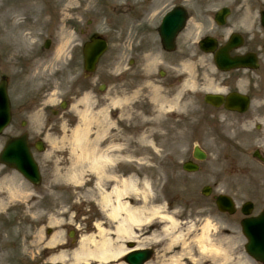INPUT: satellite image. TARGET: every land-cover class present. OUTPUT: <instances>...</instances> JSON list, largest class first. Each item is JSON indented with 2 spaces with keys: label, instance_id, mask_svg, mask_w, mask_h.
<instances>
[{
  "label": "flooded vegetation",
  "instance_id": "af4514ba",
  "mask_svg": "<svg viewBox=\"0 0 264 264\" xmlns=\"http://www.w3.org/2000/svg\"><path fill=\"white\" fill-rule=\"evenodd\" d=\"M76 1L78 3H75L72 7L85 8L80 0ZM45 3L43 7L46 9L45 15L50 13L51 18L52 13H54L53 10L56 7H62L61 5L57 6L55 0H51L49 4ZM165 5H168L165 12L167 13L175 7L186 6V2L184 0H170L169 2L166 1ZM127 8L133 18L137 12L136 3L132 0L129 1ZM262 11H264V0H249L248 5L242 6L240 13L235 15L233 11H230L224 25L217 23L215 10L210 13L209 17L206 18L205 16V18L216 30L223 29L230 32L233 28L243 29V47L234 50L230 56L255 52L260 58L264 55ZM81 12L83 11L81 10ZM81 12L78 10L72 11L70 19L64 23L49 19L45 27V36L41 37L33 32L31 33L32 41H35V44L31 46L24 47V44L21 45L20 43L24 41L23 38L7 39L6 47L4 39L1 43L0 80H5L11 112L10 124L3 130L2 135L4 139L8 140L11 137L26 134L29 147L35 155H38L36 142L41 139L40 132H43V130L37 129L34 123L45 125L56 123L49 111L58 117L63 106L68 107L72 104V101L82 99L84 93L89 89V74L81 71L83 66L82 46L88 41L89 21L85 12L84 15L78 14ZM150 14L153 17V14ZM62 24L68 28V32H65L64 36L66 35L71 42L75 40V43L73 46H70L72 45L70 43L65 51L59 53V57L67 55L68 59H64L66 62L64 70L59 76H56L53 75V65L56 60L55 47L56 43H61V41L56 40L55 29L57 25ZM190 25L191 11L188 9L184 28L173 39L175 47L172 51L164 49L157 39L155 52L152 53V47L149 44L145 46L147 69L144 67L145 62L143 68L145 69L146 80L161 82L162 85L159 86L166 93V99L170 101H175L178 98L185 80L184 61L190 55L189 53L183 54L180 44L184 37L189 38L191 36L190 33L185 32ZM158 30V27L154 24L156 36L159 33ZM229 35L226 36L219 32L214 34V37L218 45H223L228 40ZM201 56L211 58L210 63L206 62L204 65L210 66L215 75H209L202 70L198 61ZM195 57L194 83L196 88L205 87L208 84L207 87L210 91L225 95L229 105L236 107V109H244V95L250 99V107L246 113L240 110L230 111L225 104L216 106L215 104L203 103L200 101V96L194 99V104L202 109H209L208 115L203 114V117H207L209 132L216 142L222 141L224 145H229L230 150L233 151L239 149L237 144L240 143L243 154L240 170L244 180V202L251 204L250 211L252 212L248 216L244 215V219L259 216L264 211V180H261L260 174L255 171V166L259 162L264 167V162L255 156V152L259 151L264 156V71L260 77L249 78L248 73L244 76V68H235L226 72L219 70L215 63L214 54H197ZM153 61L162 64L161 67H157L156 71L152 64ZM129 64L130 68L136 66L134 69L136 71L137 67L143 63L141 60L132 57ZM73 71L75 72L74 75L72 74ZM37 75L44 76V78L38 79L36 78ZM71 76H73V79ZM57 78H68L69 81L68 88L65 89L63 97L59 99L57 95L60 91L54 89ZM100 78L104 80L105 87L112 84L113 87L118 88L119 84L114 80L104 76ZM41 109L43 110L42 115H40ZM29 185L32 184L29 183ZM41 185H47V182L32 185L33 189L36 190L35 194L39 197L37 198L35 195L31 198L30 203L33 202V205L28 206V208L20 207V215L17 220L24 223L25 215L30 219L33 217L36 219L33 221L29 219L28 223H24L27 229L20 230L15 236L7 237L2 245L4 253L12 251V253L17 254V259H15L17 264H41L40 254L43 255V258L45 257L49 264H73L74 262L71 261L72 255L70 261L66 263L52 261L51 257L61 254L62 251L71 254L84 238L94 236L98 242L101 241L105 233H101L98 228L95 229L96 223H100L111 230L108 236L110 237V244L114 248H125L117 257L104 261L102 264H131L128 255L135 250H144V256L147 257L145 264H175L174 259L180 255L179 251L182 253L181 246H169L168 238L163 234L164 227L160 222L150 223L141 228L134 227L132 228L133 236L119 239L118 234L114 231L116 229L115 220L110 221L107 211L102 208V205L94 207L82 201L80 205H77L73 203V198L67 196L69 195L67 191L61 193H58L56 189L46 191L40 189ZM108 188H111V184L108 185ZM54 194L61 195V197H51ZM20 200L23 202L22 198ZM86 200L84 199V201ZM124 202L132 209L137 206L134 198L126 197ZM72 210L75 211V222L77 217L83 220V229L80 232L73 230L72 226L68 224ZM25 212L28 213L25 214ZM50 219L62 220L63 223L60 229L50 228V225H48ZM233 219L231 223L238 222L237 217H233ZM56 234L60 239L63 237V240L52 246L50 240ZM246 242L247 239L244 235L245 263L262 264L248 255ZM194 258L197 259L196 256ZM180 264L196 263H192L188 258L184 259L181 256Z\"/></svg>",
  "mask_w": 264,
  "mask_h": 264
},
{
  "label": "rangeland",
  "instance_id": "374dc122",
  "mask_svg": "<svg viewBox=\"0 0 264 264\" xmlns=\"http://www.w3.org/2000/svg\"><path fill=\"white\" fill-rule=\"evenodd\" d=\"M69 0H55L57 6H62L61 8L54 9V13H52V18L50 17V13H46V9H44V5L47 2L48 4L51 3V0H0V48L3 39L5 40V47H6V40L9 38H23L24 41L20 44L24 47L31 46L35 44V41H32L31 33H35L38 36H45L46 32V24L48 23L49 19H52L57 22H66L70 18V12L74 10H78L81 12V8L71 7L68 4ZM86 8L82 10L83 12L78 13L80 15H84L86 13L88 20L91 21L90 32L98 31L100 33L105 34L110 41V49L108 53L103 57L100 62L99 68L97 73H95L92 79H89V91L91 90L90 94L93 95L94 101V108L93 110L96 111L101 108L98 104L101 102L102 104L107 103L110 99L106 97L116 98L118 96H124L127 93L123 90L117 89H109L99 97V77H107L108 79L114 80L116 83L120 85V82H124L127 80V87H132L136 82H139L140 79H144V69L142 67H138L136 71L134 70L136 66L130 68L129 59L132 57L139 59V57H143L145 52V46L150 45L152 47V53L156 51L157 44H156V34L154 31V24L155 26L158 25L161 16L165 12L164 9H160L156 11L155 20L151 18L148 13L153 7L156 5L155 2L151 3L150 0H132V2L136 3V15L131 17L130 10L126 7L129 6V1L131 0H80ZM155 1V0H154ZM160 3L158 5L164 4L166 1L170 0H159ZM201 4L203 0H199ZM65 2V3H64ZM78 3L77 1L74 2ZM222 5H227L234 7L235 12H240L239 6L241 5V0L238 3L232 4L230 1H222ZM73 4V5H74ZM199 4L198 6H203ZM219 5V4H218ZM210 7L208 11L211 9ZM203 10L199 11V13H193L197 20L203 21L202 15ZM56 13V14H55ZM146 24V25H145ZM206 26V25H204ZM204 32H198L195 28H190L191 36L184 37L183 41L180 44V49L183 50V54H190V58L194 59L196 54V46L194 43H191V40L194 39ZM40 32V34H39ZM68 32V28L66 26L57 25L55 29L56 40L62 41L65 39L64 33ZM216 34V31H212ZM218 32V31H217ZM75 43V40L72 41V45ZM67 56V55H66ZM64 56L58 57L55 60L53 65L54 73L53 75L59 76V74L64 70V66L68 58ZM82 71V67H81ZM66 72H68L66 70ZM122 72L121 74H119ZM72 74L74 75L75 72L73 71ZM44 76H39L38 79H43ZM73 79V76H71ZM68 78H57L56 79V87L60 91L58 96L63 97V93L65 89L68 88ZM74 82V81H73ZM189 84H184V100L188 101L184 105V112H183V132L181 136H176V140H172L170 135L166 133L162 142L158 139L157 151L153 148L148 149L147 153H143L145 164H139L136 162V172L138 176L141 178L147 177L148 179L153 182V202L156 200H160L161 196L160 192L164 191L165 189L162 187V184L169 180L170 176L175 177V184H183L185 182V186H176L174 183L171 187H168L167 192L173 193L176 192L178 189L180 195L183 194L184 198H196L194 196L197 192V187H200L203 182L199 179V177H189L186 178L184 172L179 173L177 171L178 162L175 157L183 158L192 155L193 146L198 143L203 149L206 150L208 153L207 161L201 162L204 171L208 172L213 169L215 166L224 165L225 164V152L220 150L222 147L215 146L214 140L210 137L208 123L202 120L200 117V124L196 125L195 121V110H193V102L194 98H197L202 91L196 90L194 92L189 91L188 89ZM138 89V88H137ZM136 91H134V96H130L133 98V101L126 102L130 103L125 105V109H128L131 106H134L136 109L135 118L133 120V124L131 128L135 130L138 129L137 134L141 135V130L138 128V125L145 124V121L148 119V116L151 115V107L156 105L155 101L151 99L147 95V91L144 90L143 94L139 95ZM105 96V98H103ZM106 106V105H101ZM112 108V106H108ZM119 109L122 108L119 107ZM207 110H204L206 112ZM197 112L202 115L203 110L200 108ZM154 113V110H153ZM207 114V113H206ZM155 116V113H154ZM56 120H59V123L47 125L45 130H48L52 137L49 139H55L56 144L54 141H49V144L54 147L51 150H47L42 155H39L40 166L42 168V173H44L45 181L51 182H67L64 179L63 174H67L66 169L71 167L74 163L72 158L70 157L71 153V145L69 143L68 136L73 134L74 128L79 124L81 118L78 114H76L73 110H67L63 113L60 117H55ZM131 118V119H133ZM207 118L206 116L204 119ZM121 119V117H120ZM115 120V119H114ZM155 122V117L153 118ZM162 122V120H159ZM61 122V123H60ZM122 122V121H121ZM123 123V122H122ZM122 123H119V128H122ZM125 125V124H124ZM42 126V124H40ZM39 126V127H40ZM97 126L92 125V133L95 134L97 130ZM117 126L113 131L117 132ZM132 132V131H131ZM164 133V132H163ZM134 138V137H133ZM48 139V138H47ZM135 139V138H134ZM156 141V139H155ZM56 145V146H55ZM2 140H0V151H1ZM177 151H179L178 154ZM168 152L173 157L168 156L164 158V154ZM176 154V155H175ZM152 159L150 160V157ZM137 157V156H136ZM164 161L161 163L162 159ZM143 159V158H142ZM73 162V163H72ZM142 162V163H143ZM166 169H173L176 173L174 174H163ZM203 170V169H201ZM147 175V176H146ZM89 174L87 175V178ZM86 181V180H85ZM223 182L229 181L228 179H223ZM87 182V181H86ZM61 184V183H60ZM91 184V182H89ZM64 186V185H61ZM67 187V186H66ZM78 189H83V187L74 186ZM82 190V191H83ZM77 199H80V192L77 193ZM52 197H57V194H54ZM195 200V199H194ZM187 202V201H186ZM199 203L203 201L198 199ZM13 201L5 202L1 205L0 204V236L1 232L5 230V232L9 235H17L20 230L26 229V225L24 223L15 222L16 225H11L12 220L15 219L17 215V205ZM41 204V203H40ZM49 204V202H48ZM12 205V206H11ZM10 208V210H8ZM11 213V217H6V224L2 223L3 216ZM81 219V218H80ZM9 221H12L11 223ZM226 231V230H224ZM231 233H236L233 229ZM243 237H239L238 242L241 243L243 241ZM237 242V244H238ZM2 239L0 238V264H17V254L12 253V251L4 253L2 251ZM239 245V244H238ZM37 250L39 251V247L37 246ZM40 261L41 264H49L45 257L40 254Z\"/></svg>",
  "mask_w": 264,
  "mask_h": 264
},
{
  "label": "bare ground",
  "instance_id": "6f19581e",
  "mask_svg": "<svg viewBox=\"0 0 264 264\" xmlns=\"http://www.w3.org/2000/svg\"><path fill=\"white\" fill-rule=\"evenodd\" d=\"M157 98H160L159 94H157ZM85 100L84 109L79 111L81 122L75 127L71 136L72 151L70 157L76 159L74 160L75 165L68 167L66 171L68 172L67 174L70 179L77 184L85 180L93 181V190L95 191L94 194H97V202L107 211L110 221L115 220L116 229L114 231L118 234V238H130V236H133L132 228L138 226L140 224L139 222L144 218L143 213L140 210H132L128 205L121 203L122 197L124 195H130L129 192L132 190L135 191L136 194L141 192V189L138 186V178L131 172L133 163L132 157L134 155L133 149L131 150V133L126 136L122 133L106 136L108 132L112 131L114 122L107 120L105 109L100 110L98 113H92V99L86 96ZM116 102L120 103V105L124 104L121 99H118ZM161 108L162 106L159 107L160 110ZM124 113L126 115L125 110L121 113V116H123ZM98 119L100 120L97 122ZM103 120L105 122H103ZM119 121H122L127 128H130L133 124V121L130 118V110H128L127 117L124 120ZM93 123L97 124L96 126L98 127V130L95 137L91 139V125ZM150 125V130H144L143 134L139 137L140 142H138L136 149V153H139V155H141V153H147L148 149L154 145L153 140H150L151 138L149 137L155 135L157 126L155 125V122L150 123ZM110 139H123L125 143L107 144V141H110ZM148 143L150 145H148ZM102 145H106V148H101ZM130 150L133 153H130ZM112 152L113 154H111ZM2 171H4L3 167H0L1 205L4 201L8 200L5 198L6 194L11 198L16 197L24 187L23 185L18 184L16 176H2ZM88 174H93L94 178H87ZM122 174H126L127 177H122ZM112 181V187L108 188L109 183H112ZM5 186L7 187L6 189ZM144 187L149 195L151 190L146 184H144ZM86 194L88 193L86 192ZM113 198L115 200L111 201ZM151 211L154 213V208ZM168 218L171 223L170 225H167L165 229L167 235L172 237L171 243H174V245L177 243L178 245L179 242H181L183 245L182 253L179 251L180 255L174 259L175 264H180L181 256L184 259L189 258L192 263L197 262L194 259L196 250L199 251L200 258L206 256L211 257L212 259L214 258L213 260H216L215 264H226L224 261L231 259L233 240L229 241L227 237H217V235L214 234V229H217V227H215L216 224L210 218L205 220V223L201 228L202 233H200L199 236L196 235V239L189 238L190 233L198 229V225L195 224L194 221L188 225V230L183 232L179 230L178 227L180 225L176 219L171 217ZM96 227L101 233H105L104 238L99 242L92 237L84 238L79 248L72 252L75 257V262H77L76 264H91L96 260L100 262L108 261L114 259L125 250V248H114L110 244V237L108 235L111 230H109L108 227L100 223H96ZM62 240L63 237L60 239L58 238V234H56L50 240V245H57V243ZM61 254V256L58 254L53 255L51 259L55 262L66 263L68 257L66 251H62ZM218 256L223 258L217 263ZM236 259L237 260L231 264H246L243 255L237 256Z\"/></svg>",
  "mask_w": 264,
  "mask_h": 264
},
{
  "label": "water",
  "instance_id": "95a60500",
  "mask_svg": "<svg viewBox=\"0 0 264 264\" xmlns=\"http://www.w3.org/2000/svg\"><path fill=\"white\" fill-rule=\"evenodd\" d=\"M106 41L101 38L99 35H94L92 37V41L87 45V47L85 48V55H86V66L89 70H93L94 67H95V64L96 62L98 61V59L100 58V56L105 52L106 50ZM3 85L2 86L0 85V89H3ZM2 92V91H0ZM3 112H8V109H7V102H6V106H4V103L0 104V120L2 119V116H3ZM9 150H4V152L2 153V156L1 158H3L4 160L6 159L7 161H11L10 159H8V155L10 154ZM31 164L34 166L35 163H33L32 161H30ZM12 165H15L18 169L22 170L25 174H27V172L25 171V167H27V164L26 163H22V164H19L17 162H14V163H10ZM36 167V165H35ZM34 172H37L34 171ZM37 174V173H35ZM30 176L31 178H33L34 180H37L38 177L35 176V175H28ZM35 176V177H33Z\"/></svg>",
  "mask_w": 264,
  "mask_h": 264
}]
</instances>
